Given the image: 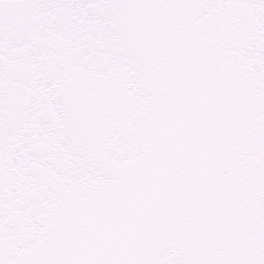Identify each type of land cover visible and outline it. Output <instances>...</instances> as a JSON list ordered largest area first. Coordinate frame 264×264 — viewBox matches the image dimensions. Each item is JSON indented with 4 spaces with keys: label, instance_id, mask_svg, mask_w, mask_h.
I'll return each mask as SVG.
<instances>
[{
    "label": "snow or ice",
    "instance_id": "obj_1",
    "mask_svg": "<svg viewBox=\"0 0 264 264\" xmlns=\"http://www.w3.org/2000/svg\"><path fill=\"white\" fill-rule=\"evenodd\" d=\"M0 264H264V0H0Z\"/></svg>",
    "mask_w": 264,
    "mask_h": 264
}]
</instances>
